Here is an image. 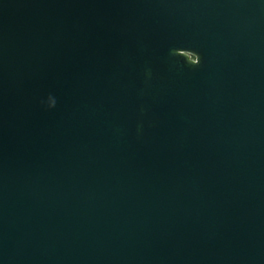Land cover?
<instances>
[{"label": "water", "instance_id": "95a60500", "mask_svg": "<svg viewBox=\"0 0 264 264\" xmlns=\"http://www.w3.org/2000/svg\"><path fill=\"white\" fill-rule=\"evenodd\" d=\"M0 264H264V0H0Z\"/></svg>", "mask_w": 264, "mask_h": 264}, {"label": "clouds", "instance_id": "9594fccd", "mask_svg": "<svg viewBox=\"0 0 264 264\" xmlns=\"http://www.w3.org/2000/svg\"><path fill=\"white\" fill-rule=\"evenodd\" d=\"M188 51H190V50H188ZM191 52H193V51H191ZM193 53L195 54V58L189 59V58L186 57L187 62H189L192 65H199L200 57H199V55L197 53H195V52H193ZM55 104H56L55 99L52 96H49L48 97V107L49 108H53V107H55Z\"/></svg>", "mask_w": 264, "mask_h": 264}]
</instances>
